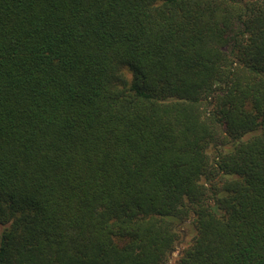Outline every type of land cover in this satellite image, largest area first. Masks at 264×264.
I'll return each instance as SVG.
<instances>
[{"label": "trees", "instance_id": "trees-1", "mask_svg": "<svg viewBox=\"0 0 264 264\" xmlns=\"http://www.w3.org/2000/svg\"><path fill=\"white\" fill-rule=\"evenodd\" d=\"M264 264V0H0V264Z\"/></svg>", "mask_w": 264, "mask_h": 264}, {"label": "rangeland", "instance_id": "rangeland-1", "mask_svg": "<svg viewBox=\"0 0 264 264\" xmlns=\"http://www.w3.org/2000/svg\"><path fill=\"white\" fill-rule=\"evenodd\" d=\"M183 230H185L184 228H182V238L180 239V241L177 243L176 249L175 251H173L169 257L168 260L166 262V264H174V260L175 257L178 253V251L181 249V247L185 244V242L188 241L189 237H186V232H184Z\"/></svg>", "mask_w": 264, "mask_h": 264}]
</instances>
